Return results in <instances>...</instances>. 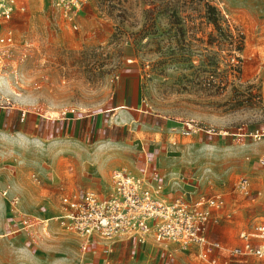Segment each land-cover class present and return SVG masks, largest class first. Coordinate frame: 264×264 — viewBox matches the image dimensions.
I'll return each mask as SVG.
<instances>
[{
    "label": "rangeland",
    "instance_id": "obj_1",
    "mask_svg": "<svg viewBox=\"0 0 264 264\" xmlns=\"http://www.w3.org/2000/svg\"><path fill=\"white\" fill-rule=\"evenodd\" d=\"M19 2L24 12L0 26V37L12 30L15 40L0 45V264L97 262L90 248L83 253L77 233L58 219L43 220L64 213L63 176L104 182L115 170L135 174L138 150L149 137L170 135L171 154L184 155L176 165L215 192H232L242 176L255 183L264 176L255 170L264 141L249 136L264 130V0ZM125 78L139 83L148 113L131 126L109 128L125 122L106 111ZM1 107L40 125L75 123L82 133L44 137L28 127L5 129ZM187 124L212 132L185 135ZM73 185L68 194H82ZM231 194L240 205L227 203L221 220L237 216L240 230L228 247L264 220V205ZM12 204L32 227L11 233L18 227ZM162 247L153 249L152 264H205L177 244L168 245L171 252Z\"/></svg>",
    "mask_w": 264,
    "mask_h": 264
},
{
    "label": "built area",
    "instance_id": "obj_2",
    "mask_svg": "<svg viewBox=\"0 0 264 264\" xmlns=\"http://www.w3.org/2000/svg\"><path fill=\"white\" fill-rule=\"evenodd\" d=\"M55 1L57 6L74 3V0ZM24 10L19 0H0V26L9 22L17 11ZM14 43L12 30L0 37V45L10 46ZM195 126L187 124V127H183V134L189 135L197 129L212 132ZM249 136L256 142L264 141V130L252 131ZM258 162L264 168V153ZM235 187L245 196H250L251 183L248 177H240ZM59 201L65 212L56 219L62 227L86 240L96 236L110 241L136 238L139 243L150 240L155 244L171 242L184 249L197 247L201 258L209 264H229V261L219 262L217 257H213L221 250V245L208 237L213 210L225 204L221 194L195 203H189L182 197L169 201L164 196L162 186L153 184L146 176L123 169L113 172L111 189L105 196L86 191L81 195L63 194ZM13 207L18 212L20 229L32 227L34 221L16 209V205ZM254 238L264 241V222L259 223L253 233L243 236V243L230 251L231 258L237 261L255 258L264 261V247L255 245L252 242Z\"/></svg>",
    "mask_w": 264,
    "mask_h": 264
},
{
    "label": "crops",
    "instance_id": "obj_3",
    "mask_svg": "<svg viewBox=\"0 0 264 264\" xmlns=\"http://www.w3.org/2000/svg\"><path fill=\"white\" fill-rule=\"evenodd\" d=\"M133 77L134 76H130V78H133ZM122 81L123 82L119 84V86L115 89V91L113 92L111 96V99H110L111 108L107 109L106 111H109V110L116 111L115 114H119L118 118L121 119V121H125V122L124 123H109L107 125V127L109 128H111L112 126H115V127L131 126V121L138 122L139 120H141L143 114L148 113V111L142 108L143 100H142L139 83L132 86V85H128L129 84L128 79L125 78ZM11 108L12 107H1V109L5 110V111H2L4 112L3 116H5V114H8V117L7 118L3 117V120L1 122V126L4 127L5 129L14 128L15 131H19V130H24L28 127L29 129L33 130V133L41 134L44 137H52L54 135L61 136L67 133L69 135H72L74 138H79V135H81L82 133L81 128L76 127L75 123L71 124V123L63 122L60 124L59 122L51 123L48 121L40 125L39 121H32V120L30 121L29 120L30 117H26V115L24 114H23V117L21 115L15 114L14 111L11 110ZM130 110H133L135 112L131 113ZM130 113L131 115H133V118L131 120H129ZM145 123L147 124L148 122H145ZM154 126L157 127L159 125L156 124ZM150 127H151V124H150ZM146 128L147 127H145V129ZM149 138L147 139L148 141L147 140L145 141V143L144 142L141 143L142 147L138 150L139 154L137 155V160H136L133 172H135V174L137 175L146 176L155 185L162 186L164 188V196L169 201H172L177 197H182L185 201L189 203H195L197 201L207 199L213 196L214 194L223 195L225 204L221 208L213 210L212 221L208 226L209 239L212 241H217L221 245V250L217 251L213 255V257H217L219 262L229 261V264H253L255 262L264 263V261L257 259V258L249 259V260L241 259L240 261H237L235 258H231L230 256V251L233 248L238 247L243 243V236L253 233V232L251 233L243 232L240 236L242 238L241 242L234 246L228 247L231 238L237 233H239L240 228L238 227V223H237L238 219H237V216L233 218L235 220L229 219L230 214L227 215V219L221 220V217L223 216V212H224L223 210L228 205L227 203H229V205H240L236 203L237 197H238L237 194H234V193L239 194L240 191L237 190V188L235 187L232 192L225 191L223 193L221 191L215 192L216 188H208L205 186H200L201 183L196 180V174H193L192 171H189L187 168H185V166L176 165L177 163L184 164V161L182 160V158H184V155L175 156L171 154L172 137L170 135L166 134L164 136H161V138H158L156 136H152ZM186 158L185 160L187 162H190ZM254 166L255 164L252 166L253 169H255ZM255 170L264 171V168L259 164V167H257V169ZM210 177H212V175H206L207 180H209ZM62 180H63V183H62L61 188L67 192V193L64 192L63 194H68L69 191H73L71 188V181L73 180L74 182L73 187L84 188L82 194L86 191H95L99 195L105 196L106 194H108V192L111 189L112 175L111 177H109L108 180L104 182H102L100 179L90 180L88 182L80 181V179L78 178H72L71 180V177H65V176L62 177ZM250 183H251L250 196H245L244 194L243 195L248 201L252 202L254 205H264V176L261 177L258 183H255L253 180H250ZM212 192L214 193L212 194ZM231 193H233L235 196L232 195ZM206 196L207 198H204ZM225 196H227V199ZM11 206H12L11 210H14L13 209L14 205H11ZM62 209L64 210L63 207ZM260 212H262V210H258L256 214H259ZM229 213H230V210H229ZM45 214L49 215L50 212L46 211ZM56 217L57 216H51L45 219L51 218L50 219L51 221L53 219L55 220ZM15 218H18V221H19V217L17 214L12 215V219H13V223L18 225V227L17 229H13L10 225L12 229L11 233L21 232L22 230L19 227V222ZM261 222H264V220L259 221L255 225V227ZM215 224H217L218 226H217L216 231L213 232V226ZM255 227H254V230H255ZM82 238L85 241V244L83 247V253L85 254L90 248V250L93 252L92 261L94 259H97V262H93L94 264H102L104 262L111 264L110 262L111 260L116 261V264H125L126 262L124 261H126L127 258H128L127 259L128 264H135L136 261H139V262L142 261L143 257L145 258V256L147 258L143 260L142 264H152L151 258H154L153 249L155 247L158 248L164 245L162 249L170 251L168 249V245L176 244V243H171V242L155 244L151 240L148 241L147 243H139L136 238H130V239L120 238L116 241H108V242L101 241V239L96 236L92 237L90 240H86L85 237H82ZM252 242L255 245L264 247V241L262 240L254 238L252 239ZM115 244L116 246L115 248H113ZM113 249L115 251L111 257V253H113ZM186 250L194 254L196 257L200 258L205 264H209V262L201 258L199 249L197 247H188L186 248ZM155 251H157V249Z\"/></svg>",
    "mask_w": 264,
    "mask_h": 264
},
{
    "label": "bare ground",
    "instance_id": "obj_4",
    "mask_svg": "<svg viewBox=\"0 0 264 264\" xmlns=\"http://www.w3.org/2000/svg\"><path fill=\"white\" fill-rule=\"evenodd\" d=\"M58 217V216H57ZM51 218H48V219H45V221H48V220H50Z\"/></svg>",
    "mask_w": 264,
    "mask_h": 264
}]
</instances>
